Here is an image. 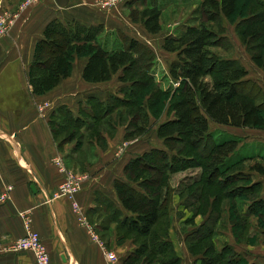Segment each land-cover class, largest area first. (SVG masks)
Here are the masks:
<instances>
[{"label": "trees", "instance_id": "16d2710c", "mask_svg": "<svg viewBox=\"0 0 264 264\" xmlns=\"http://www.w3.org/2000/svg\"><path fill=\"white\" fill-rule=\"evenodd\" d=\"M238 1L203 0L202 6L210 16L232 17L237 12ZM258 2L264 5V1ZM145 5L148 13L145 14L147 18L144 24L149 31L157 33L161 30L159 23L161 6L159 4L152 6L150 3ZM239 25L240 37L245 44L251 45L252 61L264 71V42H258L264 38V14H250L243 18ZM104 31L103 24L86 25L76 20L65 23L58 18L50 21L44 29L43 37L36 44L34 59L29 69V83L34 94H44L71 75L76 56H86L87 62L83 70L85 81L91 83L109 81L120 72L119 80L124 83L120 92L127 96L112 94L103 101L96 96L89 97L86 105L90 107L91 112L80 108V116L77 117L69 107L63 105L56 108V116L63 108L61 119L66 118L72 125L86 130L94 125L86 124L87 117L96 121L107 116L110 113L109 109L114 105L112 101L128 103L132 106V115L130 114L125 136L131 140L148 130L150 117L158 120L167 111L174 115L163 122L157 130L158 137L163 139L165 145L153 147L136 155L124 167L129 181L116 179L114 182L126 213L119 210L110 198L102 194L96 198L97 203L106 205L107 208H103L106 212L108 208L112 210L110 215L107 214V219L117 222L118 233L124 230L125 233H135L146 239L153 234V228L162 215L168 218L167 211L164 212L167 208L166 196H163L164 187L167 188V184L164 183L166 174L197 164L194 156L183 153L185 148L180 147L179 152H175L179 141L187 142L194 150L197 149L199 141L207 143L204 151L206 146H209L205 153L199 152L203 160L197 165H201L204 170H210L204 175V179L198 181L203 180L206 184L219 187L215 189L211 200L214 210L219 202L222 205V200L241 199L243 204L241 213L244 218L256 214L264 220V210H260L264 207L263 181L253 177L254 174L264 176V158L263 162H254L249 166H244L246 158H241L222 167L226 159L239 148L240 139L232 138L218 142L210 131L211 122L237 128L264 127V92L252 83V79L247 78L248 70L236 59H220L207 49V45L212 43L210 38L214 36L208 29L186 27L182 36H169L163 44L166 51L176 52L179 58L169 67L170 76L178 81L179 85L170 90H160L156 86L157 83L152 80L156 67L154 51L124 31L121 32L122 40L116 38L114 41L110 39V35L102 38ZM144 56L149 57L147 62ZM139 67L142 69L141 74L139 71L135 72ZM135 86L142 88L137 91L134 89ZM132 96L135 98L130 101ZM143 109L145 121L140 124ZM51 126L54 130L55 126L60 130L67 129L62 128L55 119ZM64 139L74 141L77 136L70 132ZM208 139L211 141L208 142ZM79 146L81 142L77 140V147ZM140 170L149 173L152 178L147 177L138 182L139 186L133 185L131 181H136V173ZM198 181L195 180L194 185ZM187 197L201 196L195 190L189 192ZM230 206L234 207L233 204ZM108 220L103 226L106 231ZM203 228L208 229L207 234H202ZM214 233L212 225L208 227L199 224L186 234L189 250L201 255L204 264H219L221 260L223 264L240 262L254 264L248 263L231 243H225L220 248L214 242L206 244L205 241L210 237L212 239ZM154 235V238L142 242L137 251H142L141 254L147 252L154 260L158 259L154 262L156 264H181V257L169 240V228ZM200 245H203V248L198 250ZM132 252L127 256L125 264H132Z\"/></svg>", "mask_w": 264, "mask_h": 264}, {"label": "crops", "instance_id": "0c3cea01", "mask_svg": "<svg viewBox=\"0 0 264 264\" xmlns=\"http://www.w3.org/2000/svg\"><path fill=\"white\" fill-rule=\"evenodd\" d=\"M21 2L22 0H0V14L7 12L13 16L12 13ZM172 2L161 0V10ZM68 5L60 7L55 0L34 2L21 11L18 18H13L8 33L0 38V197L6 196L4 200H0V264H37L31 251L10 250L11 245L25 234L21 217L23 211L30 212L32 227L39 232L49 251L50 264H125L127 256L136 246L130 241L122 243L116 221L108 220L110 234H105V224L99 223L103 219L101 214L104 211L98 207L96 198L102 194L110 198L119 210L125 212L114 187L115 180L128 182L124 172L125 165L136 155L164 145L158 134L156 135L160 145H153L150 141L136 145V141H127L125 135L128 122L126 124L123 121L113 124V136L102 131L96 137L88 139L89 144L94 147L91 153H83L80 146L77 147V140L68 141L64 139L65 136L58 137V131L51 126L57 114V107L65 105L78 117L80 108L91 112L90 107L86 105L87 98L96 96L103 101L112 94L123 96L120 88L124 85L119 80L120 72L109 81H85L83 70L87 57L76 56L69 77L44 94L32 92L29 69L34 59L35 47L43 37L46 25L53 19L58 18L65 23L76 20L86 25L103 24L104 33L110 35V38H115V30L127 33L125 28L122 30L119 25L122 16L118 13L99 11L94 5H84V8L82 6L80 9L71 10ZM122 21L124 23V19ZM104 37L105 35L102 36ZM164 42L163 40L160 43L162 48ZM147 46L150 47L149 44ZM173 61L166 67L165 62L163 64L160 61L168 76ZM247 78L252 79L250 76ZM256 81L264 92V76ZM44 101L51 103L46 116H42L39 109V105ZM223 126L230 129H249L251 136L243 139L238 149L252 144L264 152L262 130ZM226 128L223 130L233 135V132ZM99 136L103 144L97 142ZM123 142H129V148L122 154H116L117 147ZM57 156L63 157L68 170L90 174V179L84 184L77 198L88 224L94 227L105 248L92 238L88 225L80 222L72 211L69 200L65 196L55 197L65 179V175L54 164V158ZM254 156L264 158L259 152ZM247 157L249 156L242 158ZM253 177L263 181L264 194V176L254 174ZM174 195L173 190L170 194L173 199L170 198V202L176 198ZM195 224L188 226V229L191 231L199 225ZM186 234L187 232L183 234L181 231L174 234L172 229L169 233V240L181 257V264H204L201 255L189 250ZM108 237L109 240L106 241ZM106 250L113 251L117 260L110 261ZM242 255L248 263L264 264V253H250L247 256L244 252Z\"/></svg>", "mask_w": 264, "mask_h": 264}, {"label": "rangeland", "instance_id": "374dc122", "mask_svg": "<svg viewBox=\"0 0 264 264\" xmlns=\"http://www.w3.org/2000/svg\"><path fill=\"white\" fill-rule=\"evenodd\" d=\"M39 1L41 0H22V2L19 4V7L14 13H12V15L15 16L14 18H18L21 14V11H23L25 8L27 9L30 4ZM171 1H173L172 4L160 13L159 23L161 26V30L157 33L149 31L144 24V20L145 18H147L145 14L148 13H146L145 4L150 3L152 4V6H155L157 4L160 5L162 4L161 0H117L115 2H111V0H72V2L69 3L68 8H71V10H77L82 8V6L84 8V5H86L87 7L94 5L99 11H107L110 13L113 12L116 14H120L122 16L121 19H124V23L120 19L119 24L122 30L123 28H125L124 30H126L127 33L144 42L146 45L149 44L154 51L156 55L157 66V68L155 67V71L157 73L154 76L155 79L153 78L152 80L157 83L156 86H158L160 90H170L179 85V82L171 79V76L167 75L166 69L160 63V61L163 64L165 62L166 67L167 65H169L170 61L179 59L177 57V53L166 52L161 47L160 43H162L163 40L165 41V39L169 36H182L185 32V27L204 28L206 30L208 29L209 32L214 36L210 38L212 43L210 45H207V49L212 52V54L214 53L213 55L218 56V58L220 59H236L248 70V77L250 76L252 78V83H254L261 90V87L259 83L257 84L256 80L263 79L264 71L263 69H260L258 66H256L252 61L250 52L251 45L245 44L240 37L239 32L241 30V26L239 25V23L243 18L249 16L250 14H264V5L260 4L258 0H239L237 12L235 13V15H233L232 17H225L221 15L219 18H217L216 16H210L206 11H204L202 6L203 0H169V2ZM121 32V30H115V38L110 39L113 41L114 39L116 40V38H118V40H122L123 34ZM103 35L108 36L105 33H102V36ZM260 41L264 42V38L259 40L258 42ZM143 58H145L146 62L149 59L148 56H144ZM141 70L142 69L139 67L135 72L139 71L141 74ZM129 76H131V74H129ZM140 88L142 87H134V89L137 91H140ZM126 96L123 95V97ZM135 96H132L130 101H133ZM45 103L46 102L44 101L39 106L41 107ZM112 105L113 106L109 109L110 113L107 116H104L102 119L93 121L92 119H89L87 117L86 124L94 123V125L91 129H86L84 131L79 129L80 127H76L69 123L66 118L61 119V111L62 113L64 111V109L61 108L62 110L60 109L58 111V115L54 119L60 124L61 127L64 124L63 127H66L67 129L60 130L58 126H55L56 130L58 131V137L63 138L70 132H74L77 136L76 140H80L81 142V151L83 153H91L94 147L89 144L88 139L96 137V135H98V133L102 131H105L113 136V134L115 133L113 124H117L118 122L122 121L127 124V122H129V119L131 118V105H128V103L124 104L117 101H112ZM143 112H145L144 109L141 112L142 118H140V124L145 121V115ZM173 116L174 115H172V113L167 111L163 113L158 120L154 119L153 116L150 117L148 130H146L145 133L138 135V137L131 139L130 141H136V145L147 141L152 142L153 145H160V143H158L159 141L156 135L157 130L165 120H168ZM223 128L226 127H224L223 125H217L213 122L210 123L211 134L218 142L227 139L238 138L242 143L243 139H246L247 136H251V131L249 129L241 130L236 128H226L227 130L233 132V135H231L227 131L223 130ZM258 129L262 130L261 132L264 133V127ZM99 141L100 144L104 143L103 140L100 139V136L97 142ZM210 141L211 140L208 139V142ZM186 143L187 142L184 141L177 142L178 149H175V152H179V148L183 147L185 148V151H183L184 154H186L187 156H194L195 162H197V164L201 162L203 159L202 156H199V152H206L207 147H209L206 146V149L204 151L205 144L207 143H201V141H199L196 150L191 149L189 144ZM128 148L129 145L124 149L121 144V146L117 147L116 154H122ZM257 152H259V154H263L264 156V152H262V150H259L257 145H244L242 148L236 150L231 156H229L222 167H226L229 164L237 161L238 159L246 156L249 157H247L244 161V166H249L254 162H263V158L254 156ZM85 155L86 154H84V156ZM197 164L187 166L183 170L166 174L164 183L167 184V188L166 186L164 187L163 196H166L167 208L164 210V212L167 211L168 218L162 215L163 218L161 217L157 225L153 228L152 235L146 237L145 239V237H141L135 233L129 234L125 233L124 230L119 231L120 240L122 241V243H127L128 241H130L136 246L134 251L132 252V264H153L154 262L158 261V259L156 261L152 256H149L147 252L141 254L142 251H137V247H141L142 242L144 243V241L146 242L148 239L150 240L154 238V234L165 232L167 227L169 228L170 232L172 229V233L174 234H176L178 231H181L184 234L187 232V230L190 231L188 229V226L193 225L194 223H199L200 226L202 224H205V226L208 227L209 225H212L215 233L212 239L210 237L209 240L205 241L206 244L214 242L215 245L220 248L225 243H231L237 251L242 252V254H244L245 252L247 256H249L250 253H257L260 255L264 253V220L261 217L256 216V214L244 218L241 213L243 207L241 199H238L237 201L232 198L229 200H222V205L219 202L216 205V210H214L215 207L212 205L211 200L212 196L215 194V189L219 187H216L214 184H206L203 182V180L198 181L201 178L204 179V175L208 173L210 169L204 170L201 165L198 166ZM147 177L152 178L149 173L145 172L144 170H140V172L136 173V181L131 182L133 185L139 186L138 182L143 181ZM195 180H197L198 183H195L194 185ZM173 190L175 193L174 196L176 198L172 202H170V198L173 199L172 197H170V194L173 192ZM195 190L199 192L201 197L188 198L187 195L189 194V192ZM97 204L98 207L102 208V210L104 211L102 214L100 213L101 216H103V219L100 220L99 223L106 224L108 220L107 214L110 215L112 210L108 208L106 209V212L103 209L107 208L104 203ZM231 204H233L234 207H231ZM185 206L188 207L186 208ZM260 210H264V207H261ZM196 211L198 213H196ZM189 219L193 220L189 222ZM201 231L202 234H207L208 229L203 228ZM105 234L110 233L106 231ZM105 240L108 241L109 237ZM201 248H203V245H200L197 249L200 250ZM219 264H223V260H221ZM239 264H244V262H240Z\"/></svg>", "mask_w": 264, "mask_h": 264}, {"label": "built area", "instance_id": "2783aa9c", "mask_svg": "<svg viewBox=\"0 0 264 264\" xmlns=\"http://www.w3.org/2000/svg\"><path fill=\"white\" fill-rule=\"evenodd\" d=\"M115 1L117 0H111V2ZM14 17V15L11 16L7 12L0 14V38L8 33ZM50 108L51 103L46 101L45 104L39 107L41 115L46 116L47 109ZM128 145L129 142L122 143L124 149ZM54 164L57 166L58 170L65 175V179L61 183L59 191L55 194V197L65 196L69 200L72 211L78 216L80 222L88 225V229L92 238L104 247V244L101 243L94 227L88 224L77 198V195L83 189L84 184L90 179V174L88 172H73L68 170L65 166L64 159L61 156H57L56 158H54ZM5 197L6 196H1L0 200H4ZM21 217L23 219L25 227V234L22 237L18 238L11 245L10 250L13 252L31 251L35 256L37 264H50L51 259L49 251L39 232L34 230L32 227V218L30 212L23 211L21 213ZM105 253L110 261L117 260L116 254L113 251L106 250Z\"/></svg>", "mask_w": 264, "mask_h": 264}, {"label": "water", "instance_id": "95a60500", "mask_svg": "<svg viewBox=\"0 0 264 264\" xmlns=\"http://www.w3.org/2000/svg\"><path fill=\"white\" fill-rule=\"evenodd\" d=\"M55 2L57 3L58 6L65 7L68 5L70 0H55Z\"/></svg>", "mask_w": 264, "mask_h": 264}]
</instances>
